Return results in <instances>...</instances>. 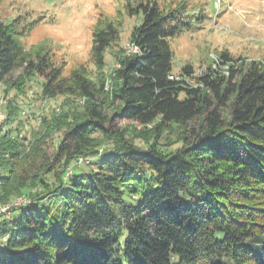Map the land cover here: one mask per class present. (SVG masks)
<instances>
[{
  "label": "trees",
  "instance_id": "1",
  "mask_svg": "<svg viewBox=\"0 0 264 264\" xmlns=\"http://www.w3.org/2000/svg\"><path fill=\"white\" fill-rule=\"evenodd\" d=\"M126 9L141 15L129 36L136 50L115 53L118 65L106 77L104 54L120 29L98 20L95 79L84 66L62 76L48 50L30 58L20 17L0 19L6 94H24L36 74L43 78L37 99L84 98L80 111L43 116L29 148L19 127L0 134V204L41 187L0 223V264H264L263 63L221 50L214 66L195 71L186 63L174 74L169 39L204 13L157 0ZM12 103L4 104L9 126L19 113ZM117 120L144 142L126 138ZM173 126L176 140L163 141ZM55 128L61 136L46 163L44 139ZM80 156L85 162L67 175Z\"/></svg>",
  "mask_w": 264,
  "mask_h": 264
},
{
  "label": "rangeland",
  "instance_id": "2",
  "mask_svg": "<svg viewBox=\"0 0 264 264\" xmlns=\"http://www.w3.org/2000/svg\"><path fill=\"white\" fill-rule=\"evenodd\" d=\"M139 0H0V19L11 20L20 17V26L24 34L20 36L23 50L34 58L36 52L48 50L55 65H62V76L66 77L71 71L84 66L89 70V75L94 79L97 68L91 58L92 31L98 20H111L118 24L119 39L106 49L104 54L103 72L106 77L117 66L115 53L128 51L130 47L129 36L134 25L139 24L141 15L129 14L127 3L136 4ZM162 6L184 3L189 12L199 13L204 17L197 20L191 29L181 32L169 39L173 50V73L177 74L182 65L192 64L195 71L204 69L207 65H215L221 50H227L233 57H246V60L255 59L264 65V0H157ZM225 68V67H224ZM223 68V69H224ZM21 74V69H16L13 75ZM109 77V76H108ZM40 82L43 78L39 75L32 76L25 87L24 94H18L15 89H10L6 94L4 84L0 83V100L13 98V103L19 107V113L10 127L16 134L26 136L29 142L33 141L45 125L40 126L41 118L46 116L51 119L61 110H77L83 105L78 96L56 95L46 97L42 101L36 98L40 92ZM110 82L108 83L109 86ZM109 88V87H108ZM5 101H0L4 112ZM42 101V102H41ZM112 107L108 109L111 114ZM118 121V120H117ZM116 122V121H115ZM117 124L125 129V137L141 144L144 140L138 136L133 125L126 120ZM140 126H137L139 128ZM38 132V133H36ZM61 136V131L52 129L43 145L46 148V163L53 161V152ZM176 127L163 132V141L167 138L175 141ZM144 138V137H143ZM100 141L108 143L104 138ZM177 143L174 144V146ZM102 148L99 147V151ZM85 156L79 157L68 166V173L85 162ZM96 161V160H95ZM94 161V162H95ZM94 164V163H93ZM59 168V163L54 169ZM52 172L45 173L49 181L54 180ZM66 176V175H65ZM41 189L39 184L32 188H22L19 195L12 197L13 201L19 197L29 198V191ZM8 202V201H7ZM14 213H17L15 211Z\"/></svg>",
  "mask_w": 264,
  "mask_h": 264
},
{
  "label": "built area",
  "instance_id": "3",
  "mask_svg": "<svg viewBox=\"0 0 264 264\" xmlns=\"http://www.w3.org/2000/svg\"><path fill=\"white\" fill-rule=\"evenodd\" d=\"M136 50V47L133 46L132 43H130V47H129V50L127 52H133ZM118 65V63H117ZM108 81L106 82V85H108ZM79 101L81 103L84 102V98L82 97H79ZM6 100L5 97L1 98L0 101H4ZM42 101H45L44 99H41ZM41 101V102H42ZM38 119L40 120L41 119V116L40 115H37ZM10 126L5 122V115H4V112L2 111L1 109V104H0V134L3 133L4 131H6ZM2 169H1V166H0V173H1ZM1 187V186H0ZM29 199H26V198H23V197H19L13 201H8V202H5V203H2L0 204V223L2 222L3 219L5 218H8L11 214V208L13 206H18V205H21V204H25L26 202H28Z\"/></svg>",
  "mask_w": 264,
  "mask_h": 264
}]
</instances>
